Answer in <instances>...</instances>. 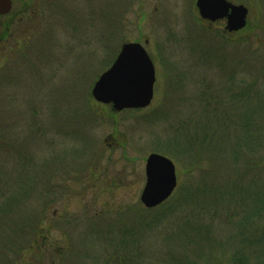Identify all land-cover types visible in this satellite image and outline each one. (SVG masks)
<instances>
[{"label": "rangeland", "instance_id": "rangeland-1", "mask_svg": "<svg viewBox=\"0 0 264 264\" xmlns=\"http://www.w3.org/2000/svg\"><path fill=\"white\" fill-rule=\"evenodd\" d=\"M229 1L249 9L238 32L197 0H13L0 16V264H264V0ZM128 41L154 62L152 103L92 104ZM152 153L178 185L148 209Z\"/></svg>", "mask_w": 264, "mask_h": 264}, {"label": "water", "instance_id": "water-1", "mask_svg": "<svg viewBox=\"0 0 264 264\" xmlns=\"http://www.w3.org/2000/svg\"><path fill=\"white\" fill-rule=\"evenodd\" d=\"M200 16L211 22L226 21V30L238 32L248 23L249 9L229 0H197ZM13 0H0V16L9 14ZM156 69L146 47L140 42L122 44L113 64L104 71L92 88L98 103L111 105L115 111L143 109L154 98ZM146 184L141 193L142 204L152 209L167 201L178 185L174 161L152 153L146 159Z\"/></svg>", "mask_w": 264, "mask_h": 264}, {"label": "trees", "instance_id": "trees-1", "mask_svg": "<svg viewBox=\"0 0 264 264\" xmlns=\"http://www.w3.org/2000/svg\"><path fill=\"white\" fill-rule=\"evenodd\" d=\"M92 104L93 103H96L95 102V100H94V98L92 97ZM12 199V197H9L7 200H11ZM14 199V198H13ZM5 202V201H4ZM139 206H141V205H139ZM142 207V206H141ZM22 225V224H21ZM20 224H19V226H21ZM25 230H26V228H25ZM27 233H29V234H34V236H35V229H34V227L32 226V227H30V229H29V231L27 232ZM235 264H246L245 263V261H243V260H241V259H238L237 261H235L234 262Z\"/></svg>", "mask_w": 264, "mask_h": 264}, {"label": "flooded vegetation", "instance_id": "flooded-vegetation-1", "mask_svg": "<svg viewBox=\"0 0 264 264\" xmlns=\"http://www.w3.org/2000/svg\"><path fill=\"white\" fill-rule=\"evenodd\" d=\"M231 2V1H230Z\"/></svg>", "mask_w": 264, "mask_h": 264}]
</instances>
